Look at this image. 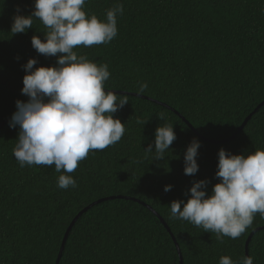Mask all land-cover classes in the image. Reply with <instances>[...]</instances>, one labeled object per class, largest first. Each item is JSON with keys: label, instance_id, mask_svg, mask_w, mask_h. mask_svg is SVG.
<instances>
[{"label": "trees", "instance_id": "obj_1", "mask_svg": "<svg viewBox=\"0 0 264 264\" xmlns=\"http://www.w3.org/2000/svg\"><path fill=\"white\" fill-rule=\"evenodd\" d=\"M263 103L264 0H0V264H248Z\"/></svg>", "mask_w": 264, "mask_h": 264}, {"label": "water", "instance_id": "obj_2", "mask_svg": "<svg viewBox=\"0 0 264 264\" xmlns=\"http://www.w3.org/2000/svg\"><path fill=\"white\" fill-rule=\"evenodd\" d=\"M36 98H37V97L31 99L27 104H25V105L19 110V112H20L21 110H23L27 105H29L30 103H32ZM263 105H264V103L261 105V107H262ZM259 108H260V107H259ZM249 119H250V117L245 121V123L243 124V126L241 127V129H240L239 131H241V130L244 128V126H245L246 123L249 121ZM183 120H184V119H183ZM9 121H10V119H8L6 122H4L3 125H1L0 129H1L3 126H5ZM184 121H185V120H184ZM185 123H186V124L188 125V127L194 132L193 127H192L188 122L185 121ZM239 131H238V133H239ZM238 133H237V134H238ZM237 134H236V135H237ZM236 135H235L234 137H236ZM199 137H200L201 139L204 140V138H202L201 136H199ZM234 137H233V138H234ZM233 138H232V139H233ZM87 210H88V209H87ZM87 210H85L84 212H86ZM84 212L80 213V214L74 219V221L72 222V224L70 225V227H69V229H68V231H67V233H66V235H65V238H64V240H63V242H62V246H61L60 253H59V255H58V259H57V263H56V264H59V263H60V260H61V258H62V253H63V251H64V247H65V244H66V241H67V237H68L70 231L72 230L73 226L75 225V223L77 222V220L82 216V214H83ZM161 221H162V223L164 224L163 220H161ZM164 226H165V228L167 229V231L171 234V232H170L169 228L167 227V225L164 224ZM261 230H264V228H260V229L255 230V231L249 236V238H248V240H247V242H246V251H245V255H246V259H247V261H248V264H251V261H250V259H249V251H248L249 244H250V242H251L252 237H253L257 232H259V231H261ZM171 236H172V238H173V235H172V234H171ZM173 241H174L175 246H176V248H177V250H178V254H179V257H180V264H183V260H182V257H181V253H180L179 246H178V244L176 243V240H175L174 238H173Z\"/></svg>", "mask_w": 264, "mask_h": 264}]
</instances>
